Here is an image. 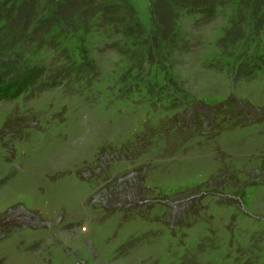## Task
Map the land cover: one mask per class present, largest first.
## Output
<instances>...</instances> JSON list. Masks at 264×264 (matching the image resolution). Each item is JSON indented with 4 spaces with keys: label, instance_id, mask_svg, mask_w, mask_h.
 <instances>
[{
    "label": "rangeland",
    "instance_id": "obj_1",
    "mask_svg": "<svg viewBox=\"0 0 264 264\" xmlns=\"http://www.w3.org/2000/svg\"><path fill=\"white\" fill-rule=\"evenodd\" d=\"M253 5L0 0V264H264Z\"/></svg>",
    "mask_w": 264,
    "mask_h": 264
},
{
    "label": "trees",
    "instance_id": "obj_2",
    "mask_svg": "<svg viewBox=\"0 0 264 264\" xmlns=\"http://www.w3.org/2000/svg\"><path fill=\"white\" fill-rule=\"evenodd\" d=\"M57 6V4H55ZM254 6V5H253ZM256 6V5H255ZM252 7L253 8V13L252 17L257 19L258 13L261 14V16L264 18V12H259V7ZM110 6H103L102 7V12L104 9H107ZM68 27V26H67ZM260 62V61H259ZM263 62V61H261ZM33 72L28 73L26 75H23L21 77H16L14 79L8 80L6 82L0 83V100L2 99H12L22 92L25 91V89L32 83L33 77H32Z\"/></svg>",
    "mask_w": 264,
    "mask_h": 264
}]
</instances>
